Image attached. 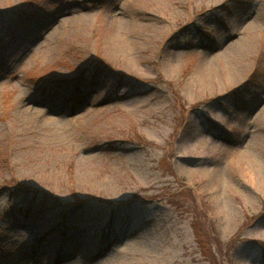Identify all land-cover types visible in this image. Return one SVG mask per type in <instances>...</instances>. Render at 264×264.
I'll return each instance as SVG.
<instances>
[{"label": "rangeland", "instance_id": "rangeland-1", "mask_svg": "<svg viewBox=\"0 0 264 264\" xmlns=\"http://www.w3.org/2000/svg\"><path fill=\"white\" fill-rule=\"evenodd\" d=\"M35 262L264 264V0H0V264Z\"/></svg>", "mask_w": 264, "mask_h": 264}, {"label": "bare ground", "instance_id": "bare-ground-1", "mask_svg": "<svg viewBox=\"0 0 264 264\" xmlns=\"http://www.w3.org/2000/svg\"><path fill=\"white\" fill-rule=\"evenodd\" d=\"M74 11H77V15L80 18V20H82V22H86V21L89 20V17L83 11H81L80 9H75ZM136 15H137L136 20H149L153 16V15L152 16L151 15H145L143 13H139V14L137 13ZM58 18H60L59 15H58ZM152 19H155V18H152ZM62 22H63V19H60L59 23H62ZM135 22H137V21H135ZM136 24L139 25V23H136ZM44 26L47 27L48 25L44 24ZM28 32L29 31H26V32H24V34L26 35V34H28ZM139 39H140V36L138 35L137 31L133 30V28H129L128 22L125 21V20H122L120 22V25L118 26V29L116 30V32L114 33V35L112 37V42H113V44H120V43L125 42V41H130L131 43L134 44V43H138ZM43 107L44 108H40V109H33V108L31 109L28 106H26L25 108L23 107V109H18V110H19L20 113H25V112H28L27 114L35 113V115L37 117L40 116V120L39 121L45 127H48V126L52 125L54 127L61 128L68 122L67 121L68 120L67 119V113L68 112L65 113L66 112L65 110L59 109V108H55V103L54 102H52L51 104H50V102L49 103L46 102ZM45 108H49L50 110H51V108H53L52 111L55 114L50 115V116L43 115L42 112L44 111ZM28 110H30V111H28ZM66 110H68V108ZM40 114H42V116ZM71 121H74V118H72ZM44 209H47V207L44 208ZM70 215H71L70 211H64V216L63 217L61 216L62 218L60 220L63 223H65L64 219H66V217L69 218V219L73 218ZM59 216H60V214H59ZM59 216H57V217H59ZM54 228L55 227H53V225H51V226H46L45 229H43V230L41 229V231L43 233H45V236L43 234L42 239L43 240L46 239V241L50 242L51 236L53 237V235L56 233L55 232L56 229H54ZM62 231L67 232L66 228H64ZM47 233H48V235H47ZM15 234L17 236L19 235L20 237H22V236L26 237L27 236V232L25 230L15 231ZM49 234L51 235L50 238H49ZM141 234H143V232ZM54 237H56V239L58 240L57 236H54ZM52 241H53V238H52ZM57 244H58V242H55L54 245H53V248L55 250H60V249L61 250H65L66 249L64 247H61L62 244H58V245ZM139 244H140L141 247H144L146 249H148L147 247H151V245H147L145 242H143L142 239L139 240ZM66 246H68V243L66 244ZM38 263L39 262H35V264H38Z\"/></svg>", "mask_w": 264, "mask_h": 264}]
</instances>
